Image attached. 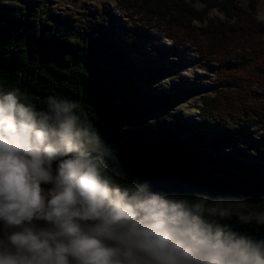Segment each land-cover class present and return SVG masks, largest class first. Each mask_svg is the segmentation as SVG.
<instances>
[{
  "label": "trees",
  "instance_id": "1",
  "mask_svg": "<svg viewBox=\"0 0 264 264\" xmlns=\"http://www.w3.org/2000/svg\"><path fill=\"white\" fill-rule=\"evenodd\" d=\"M118 0L147 25H162L175 42L191 41L208 62H218L201 95L197 117L161 113L168 99L153 65L132 56L117 30L65 14H44L43 0H0V90L20 89L37 107L47 97L74 101L109 150L108 166L122 187L148 181L167 193L232 197L264 208V23L255 2L235 0ZM216 9L224 19L207 20ZM201 24L195 27L193 23ZM180 88H178V91ZM214 92L212 97L204 96ZM227 228L264 238V228Z\"/></svg>",
  "mask_w": 264,
  "mask_h": 264
},
{
  "label": "clouds",
  "instance_id": "2",
  "mask_svg": "<svg viewBox=\"0 0 264 264\" xmlns=\"http://www.w3.org/2000/svg\"><path fill=\"white\" fill-rule=\"evenodd\" d=\"M79 105L0 90V264H264V208L204 193L122 187Z\"/></svg>",
  "mask_w": 264,
  "mask_h": 264
},
{
  "label": "rangeland",
  "instance_id": "3",
  "mask_svg": "<svg viewBox=\"0 0 264 264\" xmlns=\"http://www.w3.org/2000/svg\"><path fill=\"white\" fill-rule=\"evenodd\" d=\"M44 14H65L71 19L84 21L87 24L99 23L117 30L121 38L127 41L131 48L139 45L140 51H132V56L143 59L145 64L153 65L151 73L156 77L157 88L165 90L167 100L161 109V113H170L175 116L188 118L197 117L201 107V95L186 93L188 88L197 84L211 85L217 77L218 62L205 61L200 56V49L191 41L175 42L166 36L162 25H147L137 16L130 15L129 11L119 5L118 0H43ZM244 7L250 0H235ZM255 2V13L259 21L264 23V0H252ZM193 6L202 8L198 0H194ZM224 19L216 9L208 12L207 20L217 23ZM195 27L202 26L197 22ZM178 88L180 90L178 91ZM250 90L264 91V87L254 83L244 91L248 96ZM214 92H206L204 96L212 97ZM255 135L264 136V129L253 128ZM253 207L255 205L251 204ZM258 208V207H257ZM262 208V207H259Z\"/></svg>",
  "mask_w": 264,
  "mask_h": 264
}]
</instances>
